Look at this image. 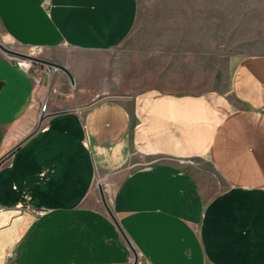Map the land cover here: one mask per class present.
I'll return each instance as SVG.
<instances>
[{
    "label": "crops",
    "instance_id": "1",
    "mask_svg": "<svg viewBox=\"0 0 264 264\" xmlns=\"http://www.w3.org/2000/svg\"><path fill=\"white\" fill-rule=\"evenodd\" d=\"M46 1L0 0L67 70L0 50V264H264V0Z\"/></svg>",
    "mask_w": 264,
    "mask_h": 264
},
{
    "label": "rangeland",
    "instance_id": "2",
    "mask_svg": "<svg viewBox=\"0 0 264 264\" xmlns=\"http://www.w3.org/2000/svg\"><path fill=\"white\" fill-rule=\"evenodd\" d=\"M149 4V0H141V18H142V13L143 11L146 12V5ZM142 32V28L140 24H137L136 27L134 28L133 32L131 33V36L126 40L125 44L133 43L137 40L138 38V43L147 46L151 45H161V46H168V47H179V46H185V45H192L198 47L201 42H173V41H165V42H151V41H142L140 40V35ZM0 42L4 43L5 46L19 51L23 52L26 54H32V56L35 57H43V53L39 49H33L27 46H21L15 42H12L5 34L2 33L0 30ZM205 42H202V44ZM225 45L227 47L231 46V42H225ZM1 50V48H0ZM21 58L23 61H28L30 63L36 62L32 58H27L24 56H17ZM99 181V182H97ZM115 186V181L112 180L110 175L106 174H99L97 176V180L95 182V187H94V192L96 196V204L101 208L106 210L107 208H110L111 206V197H112V191ZM101 190L103 192V197L101 194ZM104 198V201H103Z\"/></svg>",
    "mask_w": 264,
    "mask_h": 264
},
{
    "label": "water",
    "instance_id": "3",
    "mask_svg": "<svg viewBox=\"0 0 264 264\" xmlns=\"http://www.w3.org/2000/svg\"><path fill=\"white\" fill-rule=\"evenodd\" d=\"M0 48L6 53L8 54L9 56H24V57H27V58H32L36 61H39V62H44V63H47V64H50V65H53V66H56V67H60L62 69H64L66 72V68L60 64H57V63H52V62H48L46 60H43L39 57H35V56H32L31 54H26V53H23V52H19V51H16V50H13L7 46L4 45V43L0 42ZM70 78L72 79V77L70 76ZM73 81V79H72ZM101 194H102V197H103V192L101 190ZM103 201H104V198H103Z\"/></svg>",
    "mask_w": 264,
    "mask_h": 264
},
{
    "label": "built area",
    "instance_id": "4",
    "mask_svg": "<svg viewBox=\"0 0 264 264\" xmlns=\"http://www.w3.org/2000/svg\"><path fill=\"white\" fill-rule=\"evenodd\" d=\"M45 4H48V0L45 2ZM12 59L16 61V63L22 68L23 70H28L29 68V62L28 61H23L21 58L17 56H10Z\"/></svg>",
    "mask_w": 264,
    "mask_h": 264
},
{
    "label": "bare ground",
    "instance_id": "5",
    "mask_svg": "<svg viewBox=\"0 0 264 264\" xmlns=\"http://www.w3.org/2000/svg\"><path fill=\"white\" fill-rule=\"evenodd\" d=\"M22 60V59H21Z\"/></svg>",
    "mask_w": 264,
    "mask_h": 264
}]
</instances>
